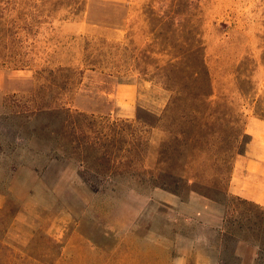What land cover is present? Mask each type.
<instances>
[{"label": "rangeland", "instance_id": "1", "mask_svg": "<svg viewBox=\"0 0 264 264\" xmlns=\"http://www.w3.org/2000/svg\"><path fill=\"white\" fill-rule=\"evenodd\" d=\"M186 1L169 15L179 0H0L3 25L15 20L8 35L0 27V264H172L179 196L159 185L187 197L182 167L264 258V210L227 195L246 124L264 116V0ZM182 24L203 42L213 88L192 114L157 69L177 55ZM60 67L73 70L66 91L37 98V71ZM59 102L85 106L81 138H98L109 161L89 168L36 137L49 118L33 111Z\"/></svg>", "mask_w": 264, "mask_h": 264}, {"label": "trees", "instance_id": "2", "mask_svg": "<svg viewBox=\"0 0 264 264\" xmlns=\"http://www.w3.org/2000/svg\"><path fill=\"white\" fill-rule=\"evenodd\" d=\"M8 7L3 8L0 5V27L3 28L4 33L7 35L11 32L15 25V20H7V23L11 22L13 26L8 25L5 27V25H3L2 20L4 18L5 11L10 10ZM187 7L188 3L186 0H179V2L170 4L167 11L169 15H176L177 13L183 14L184 12H187ZM155 12L156 11L152 7H149L147 10V13L155 14ZM178 29L179 28H177V30ZM181 32L183 33L184 39L182 43L172 45L177 51V55L169 59L164 66H158L157 69L159 77H161L163 80L161 83H163L168 90L173 92V97L179 95V100L186 99V101L191 102V105H189V108L187 109V113L192 114L196 108V100L210 97L213 93V88L210 71L205 60V52L202 40L197 38L195 34L196 30L191 25L182 24ZM72 71L73 70L69 67L43 69L37 71L35 78H42L46 81L39 84L35 91V96L37 98H46L49 96L53 97L54 95L58 99L57 95L63 94V92H65L68 88L71 78L69 73ZM174 101L175 100H173V103ZM85 109V106L79 102H77L76 108L72 107V105H67L60 102L54 104L39 103V105L33 111V118L40 119V117L42 118L47 116L49 120L46 123L40 125L39 128H36L35 135L40 141H48L49 143H52L51 150H53V152L59 151L64 156L77 153L79 156L77 157L78 159L81 158V161L84 162V164L89 168H94L99 163L98 160L106 159L109 161V159L105 155L98 156V154H96L98 149L96 146L98 144V138L92 139L88 136L81 138L84 135V125L81 118L88 117ZM70 118L75 119V121L72 123L74 129L72 134L67 132V128L70 127ZM180 133L185 134V129H182ZM243 134H245L244 131ZM179 143H182L180 139ZM93 149L94 151H92ZM184 151L185 149L182 148L179 154L182 153L183 155L184 153V156L188 158L190 155L185 154ZM243 152L244 151L241 150L237 151V153ZM55 154L56 159L61 157V154ZM111 168L112 167L108 169V174L110 175L113 174ZM174 181L178 182V180H173V182ZM179 181H181L184 186H187L189 191H197L202 195L218 201L215 196L192 186V178L188 175L187 169L185 167L179 168ZM159 186L173 193L182 195V191L178 189V187H172L166 183H161ZM0 247L10 250V247L3 241H0Z\"/></svg>", "mask_w": 264, "mask_h": 264}, {"label": "crops", "instance_id": "3", "mask_svg": "<svg viewBox=\"0 0 264 264\" xmlns=\"http://www.w3.org/2000/svg\"><path fill=\"white\" fill-rule=\"evenodd\" d=\"M245 131L251 140L233 161L227 194L264 210V116H254ZM174 196H179V238L172 264H264L261 241L229 232L217 200L194 190ZM4 198L0 193V207Z\"/></svg>", "mask_w": 264, "mask_h": 264}]
</instances>
